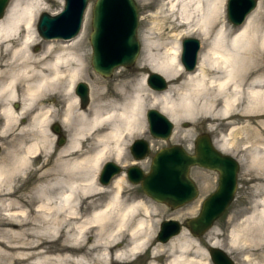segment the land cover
<instances>
[{
    "label": "bare ground",
    "instance_id": "1",
    "mask_svg": "<svg viewBox=\"0 0 264 264\" xmlns=\"http://www.w3.org/2000/svg\"><path fill=\"white\" fill-rule=\"evenodd\" d=\"M45 1L11 0L0 17V101H5L0 132L18 126L16 135L25 150L10 164L0 158V264H107L111 258L125 262L138 255L153 237L155 225L148 217L156 208L143 197L123 196L122 175L111 181V190H103L96 173L106 159L126 161L129 140L145 132L148 107L158 106L175 126L200 113L209 119L219 113L221 119L242 114L247 121L256 120L259 127L250 130L260 141L247 151L255 169L249 182L253 191L264 190V0L235 28L228 26L226 0H139L142 8L153 10L141 32L143 62L133 71H154L168 81L181 76V83L151 92L146 73L136 82L119 76L106 90L92 80L91 103L84 110L74 87L86 71L87 23L70 39L43 38L36 25ZM185 35H199L206 45L195 69L183 76L180 41ZM11 101H23L20 112L12 110ZM34 101V112L19 122ZM58 114L69 128L67 143L57 152L50 124ZM226 125L229 132L213 140L222 152L232 151L235 136L250 127ZM53 153L54 165L38 173L28 189L15 184V172L24 177L31 158L48 160ZM105 191L107 197L102 196ZM234 220L231 246L264 245V194L250 200ZM211 244L220 246L218 241ZM167 245L165 264H209L200 257L197 242L183 232ZM162 247L153 248L154 258Z\"/></svg>",
    "mask_w": 264,
    "mask_h": 264
},
{
    "label": "water",
    "instance_id": "2",
    "mask_svg": "<svg viewBox=\"0 0 264 264\" xmlns=\"http://www.w3.org/2000/svg\"><path fill=\"white\" fill-rule=\"evenodd\" d=\"M9 1L0 0V17ZM87 3L88 0H64V6L59 12H42L37 22L40 35L45 39H70L76 36L81 28ZM256 4L257 0H227V16L231 23L241 25ZM137 29L138 13L135 0H95L89 35L93 69L104 77H110L115 68L131 66L141 48ZM181 45V63L186 71H192L197 63L200 41L187 37L182 40ZM146 83L155 91H163L168 87V80L154 71L147 74ZM75 92L81 98V106L85 107L88 103L86 83L78 82ZM145 115L152 137L168 139L171 136L174 123L166 115L154 108L147 109ZM64 142L61 138L58 144ZM149 152L147 140L132 141L130 153L135 160L145 158ZM193 166L218 173L216 189L203 200L198 215L186 222L192 235L198 237L212 227L234 199L240 169L237 158L220 151L213 139L204 133L195 138L193 152L179 144L163 147L153 155L147 173L139 166L131 165L125 174L131 183L140 184L143 192L152 199L171 208H178L193 201L198 195V188L189 176V170ZM121 173V166L113 161H106L102 165L99 181L108 184L113 177ZM181 228L178 220H163L159 225L156 240L167 242L171 237L178 235ZM208 253L213 264H234L226 251L219 247H209Z\"/></svg>",
    "mask_w": 264,
    "mask_h": 264
},
{
    "label": "rangeland",
    "instance_id": "3",
    "mask_svg": "<svg viewBox=\"0 0 264 264\" xmlns=\"http://www.w3.org/2000/svg\"><path fill=\"white\" fill-rule=\"evenodd\" d=\"M259 1H262V0H257V4ZM94 3H95V0H88L87 6L83 14V19H82V24H81V29H80L81 31L83 29L84 23H87L86 33L83 38L84 40L83 53L86 58L85 60L86 71L84 73V76H82L83 78H81L78 81V82L86 83L88 87V103L85 107H81L83 110L87 109L91 103V94H92L91 81L92 80H97L101 82L103 85V88L106 90V89H110L115 84V82H117V80L120 79L119 76L121 77L129 76L133 78L136 82L140 79V77L143 74L145 73L148 74L151 72L150 70H145L144 72L133 71L134 66L143 62V58L141 57V49H142L141 32L145 30L147 26H149L150 14L152 13V10H153V8H150L151 10L142 8L139 0H135V3L137 5V13H138L137 37L141 44V48H140L139 54L135 62L129 67H124V66L117 67L116 69H114L113 74L110 77H104L93 69L91 65L92 48H91V44L89 41V35L91 32V18H92V9H93ZM226 3H227V0L225 1V9H226ZM45 4L47 8L43 11L48 12L50 14H54V13L59 12L63 8L64 0H63L62 6L59 0H46ZM257 4L255 8L257 7ZM39 15H38V19H39ZM38 19H37V22H38ZM227 22H228L229 27L231 28L236 27L234 24L231 23L228 16H227ZM178 31L179 30H177L176 32ZM165 33H166V36L171 34V32H169V29L165 30ZM187 37H193V38L199 39L201 43V49L203 48V46L206 45L204 40L201 39L199 35H188V36L185 35L181 38V41ZM170 39L171 38H169V40ZM186 73L188 72L183 68V76ZM180 83H181V76L175 77V79L168 81V84H169L168 86H170L171 84L180 85ZM147 88L151 92L152 91L157 92L151 89L148 85H147ZM61 99H62V96L59 97L58 101H56V106L58 109L60 107V104L63 103ZM149 108H154V109L159 110L158 106L148 107L146 108L145 113L147 109ZM217 110H215L214 112L215 114L217 113L216 112ZM145 113H144L145 132L142 134H136L129 140L128 147H127V154H124L126 161L125 162H115V163L121 166V169H122V173L119 175L123 176V181H122V185L124 189L123 196H128V197H133V198L143 197L148 202L149 205H152L153 207L156 208V210L153 211L148 217L149 220L154 221L155 231H154L151 241L148 244H146V246L138 253V255L136 254L134 256H131L127 261L124 260L125 262H119L115 260L114 258H111L107 262V264H165L166 259L168 257V253H169L168 245H167V242L157 241L156 234L158 232L160 223L163 220H167V219H175L180 222L181 227H182L181 232H183L186 236L193 238L197 242L198 246L201 248V251H199L200 257L208 260L209 264H213V262L210 259L209 253H208V248L212 246L211 242L213 241H218L220 244V246H213V247H220L221 249L225 251L228 247H230V250L226 253L229 257H231V259L235 262V264H247L248 261L254 262L255 264H264V245L260 244L257 247L245 248L244 245H240L236 247V246H231V244L229 243V234H230L233 224L235 223L234 215H236L244 206H246L250 202V200L260 198L264 194L263 189H259L258 191L255 190L256 192L253 191L250 187L251 183L249 182L250 174L251 173L254 174L255 169L250 168L249 166L250 164L249 159H248L249 153L247 151H250V149L253 146H255L254 144L260 141L259 137L255 135V132H251L250 130V128L253 127L254 125L259 127V124L256 122V120L247 121L245 116H242V114L238 116L234 115L233 117L228 118V119H221L222 116L219 113L217 114L219 116L218 118L209 119L208 117L205 116V114L200 113L198 115H195L192 120H189V121L182 120L180 124H178L177 126L174 125L171 136L168 139H158V138L152 137L149 134ZM55 121L57 123H60L62 130L65 132V137H66V140L63 144L58 145L57 142L55 143V150L58 152L60 148H62V146H64L67 143L69 126H66L64 128L61 122H59L60 120H55ZM228 121L233 122V124H235L240 129L246 128L245 125H250V127L247 129V133L241 132L240 134H237L235 136L236 143L234 144L232 148L233 150L230 152H223L225 154H229L237 158L240 164L235 196L232 202L230 203V205L225 210V212L221 215V217L218 218L213 223L212 227L209 230H207L203 235L195 237L188 230L186 226V222L190 218L196 217L198 215L203 200L216 189L217 182H218V173L216 171L207 170L199 166L191 167L189 170V176L195 182L198 188V195L193 201L181 207H178V208H171L165 203L158 202L152 199L145 192H143L140 184L131 183L127 179L125 171L129 166L137 165L143 170V172L147 173L149 171L151 159L153 155L159 149L163 147H168L174 144H179L185 147L189 152H193L195 138L201 134L207 133L213 139H218V138L220 139V137H222L223 135L229 132L230 128L226 125V122ZM15 133L16 131L13 130V132H11V135L9 136L3 135L2 137H0L3 143V146H2L3 148L0 151V158L1 156L3 157L2 162L5 164H10L15 156L22 154L25 151L24 147L21 145L20 138ZM55 137L56 136H54V140H55ZM135 139H146L149 143L150 152L145 158L141 160H135L130 153V145L132 141H134ZM56 140H57V137H56ZM88 143L89 141L86 142V145H89ZM247 145H251V146L245 147ZM42 155H43V152L41 156ZM55 156H56V153H53L51 156H48V160L42 157L36 158V159L31 158L32 161L27 166L29 167V169L25 171L24 177L21 174V172L19 171L15 172V177H13V179L15 180V184L24 183L26 189H28L32 185V183L36 180L38 173L42 172L47 167H52L54 165ZM106 161L114 162V160L112 159H106L102 162L101 166ZM100 170H101V167H99L96 173L98 184H100L98 180ZM115 177H113V179ZM111 181L108 184H104V186L102 187L103 190H111V186H110ZM21 190L22 189H20V191L17 192L16 195L19 196L21 194ZM108 195H109L108 191H105L102 194L103 197H107ZM140 216L141 215H139V217ZM126 239L128 240V238ZM159 244H163V247H162L163 251L159 253L157 258H154L153 253H152L153 248L158 246ZM202 250H204L205 253Z\"/></svg>",
    "mask_w": 264,
    "mask_h": 264
},
{
    "label": "flooded vegetation",
    "instance_id": "4",
    "mask_svg": "<svg viewBox=\"0 0 264 264\" xmlns=\"http://www.w3.org/2000/svg\"><path fill=\"white\" fill-rule=\"evenodd\" d=\"M5 101H0V109H1V107L5 104L4 103ZM35 103L32 105V106H30V107H27V109H25L24 110V113L22 114V115H20V121L19 122H21V123H23L24 121L26 122V120H28V118L31 116V114L34 112V110H35V107H37L38 106V103H36V102H38V101H34ZM39 104L40 105H42V106H46V105H49V104H55V101H39ZM9 105L11 106V108H12V110L14 111V112H20V109L22 108V105H23V101H11L10 103H9ZM35 105V106H34ZM57 108V107H56ZM54 120L52 121V123L50 124V129L52 130V134L54 135V136H56L57 137V140H56V138H55V143L57 142L58 143V140L59 139H61V138H63L64 140H66V137H65V132L62 130V128H61V125H60V123H57L55 120H60L61 119V115H55L54 117ZM4 116L3 115H1L0 114V131L2 130V128H3V125H4ZM61 121V120H60ZM59 121V122H60ZM17 127L18 126H16V125H12L6 132H3V135H7V136H9V135H11V132H13V130H15L16 131V133L15 134H17L18 132H19V129L17 130ZM56 130L58 131V132H56ZM2 135V133L0 132V137H2L3 136ZM54 143V144H55ZM3 146V143H2V141H1V139H0V151H1V149L3 148L2 147Z\"/></svg>",
    "mask_w": 264,
    "mask_h": 264
}]
</instances>
